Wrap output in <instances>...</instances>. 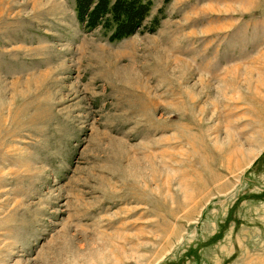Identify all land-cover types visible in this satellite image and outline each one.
I'll return each mask as SVG.
<instances>
[{
	"label": "rangeland",
	"instance_id": "obj_1",
	"mask_svg": "<svg viewBox=\"0 0 264 264\" xmlns=\"http://www.w3.org/2000/svg\"><path fill=\"white\" fill-rule=\"evenodd\" d=\"M0 264H264V0H0Z\"/></svg>",
	"mask_w": 264,
	"mask_h": 264
}]
</instances>
